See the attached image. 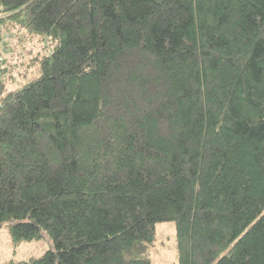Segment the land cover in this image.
I'll use <instances>...</instances> for the list:
<instances>
[{
	"label": "trees",
	"instance_id": "obj_1",
	"mask_svg": "<svg viewBox=\"0 0 264 264\" xmlns=\"http://www.w3.org/2000/svg\"><path fill=\"white\" fill-rule=\"evenodd\" d=\"M0 27L40 46L13 88L0 55V224L53 244L5 264H150L158 221L178 264H264V0H0Z\"/></svg>",
	"mask_w": 264,
	"mask_h": 264
},
{
	"label": "rangeland",
	"instance_id": "obj_2",
	"mask_svg": "<svg viewBox=\"0 0 264 264\" xmlns=\"http://www.w3.org/2000/svg\"><path fill=\"white\" fill-rule=\"evenodd\" d=\"M3 30L4 29L0 27V55H2L7 62L14 64L15 71L12 73V80L9 82L6 81V86L13 88L21 81V76L18 72L22 73L26 71L25 64H21V62H27L30 56L34 54L33 52L40 49V46L35 47L33 45L26 48L25 51L18 50L14 37L11 36V38L9 36V39H6V32ZM5 40L7 43H5ZM29 49L32 53L27 52ZM29 74H33L34 76V72L32 71H30ZM27 80L28 77L24 79V81ZM52 248V241L45 231L37 240L23 241L18 245H14L5 228V224H0V264H5L6 260L10 258L28 259L31 257H37L46 250ZM148 248L150 264H178L174 221H158L155 223V238L153 242L149 244Z\"/></svg>",
	"mask_w": 264,
	"mask_h": 264
}]
</instances>
